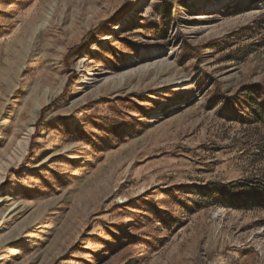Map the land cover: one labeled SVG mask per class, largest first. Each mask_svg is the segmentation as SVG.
<instances>
[{
  "label": "rangeland",
  "instance_id": "1",
  "mask_svg": "<svg viewBox=\"0 0 264 264\" xmlns=\"http://www.w3.org/2000/svg\"><path fill=\"white\" fill-rule=\"evenodd\" d=\"M250 87L264 0H0V264H264Z\"/></svg>",
  "mask_w": 264,
  "mask_h": 264
},
{
  "label": "trees",
  "instance_id": "2",
  "mask_svg": "<svg viewBox=\"0 0 264 264\" xmlns=\"http://www.w3.org/2000/svg\"><path fill=\"white\" fill-rule=\"evenodd\" d=\"M259 94V90L257 87H250L246 89L245 95L246 97H243L246 100H251L250 102H248L246 104V108L252 110L251 112H253L255 114V121L256 120H264V114L261 113V110L257 107V101L255 99V97ZM250 192V191H248Z\"/></svg>",
  "mask_w": 264,
  "mask_h": 264
},
{
  "label": "bare ground",
  "instance_id": "3",
  "mask_svg": "<svg viewBox=\"0 0 264 264\" xmlns=\"http://www.w3.org/2000/svg\"><path fill=\"white\" fill-rule=\"evenodd\" d=\"M74 157H77V156H74ZM3 212H4V210H3L2 213H1L2 215H3ZM1 214H0V215H1ZM4 214H5V213H4ZM11 254H12V253H11Z\"/></svg>",
  "mask_w": 264,
  "mask_h": 264
}]
</instances>
